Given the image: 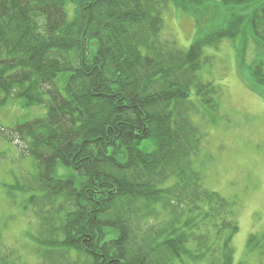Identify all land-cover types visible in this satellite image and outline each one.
<instances>
[{"label": "trees", "instance_id": "1", "mask_svg": "<svg viewBox=\"0 0 264 264\" xmlns=\"http://www.w3.org/2000/svg\"><path fill=\"white\" fill-rule=\"evenodd\" d=\"M209 1L0 0V105L47 106L0 126V142L32 162L14 171L8 201L34 220L33 264H233V202L195 168L224 89L199 71L204 47L240 35L248 14L188 50L164 33L171 3ZM249 22L264 41V3ZM250 74L264 97V59ZM248 246L264 264V233ZM0 264L30 263L0 237Z\"/></svg>", "mask_w": 264, "mask_h": 264}, {"label": "rangeland", "instance_id": "2", "mask_svg": "<svg viewBox=\"0 0 264 264\" xmlns=\"http://www.w3.org/2000/svg\"><path fill=\"white\" fill-rule=\"evenodd\" d=\"M263 3L253 0L245 8V4L225 5L221 0H210L194 5L190 11L171 3L163 11L164 33L184 50L197 37L225 26L233 12L248 14L240 35L204 47V58L209 59L199 71L203 80L224 89L218 112L205 117L195 168L202 173L206 188L233 202L239 225L232 241L233 264H260L258 252L250 251L248 240L253 234L264 233V97L250 74L252 64L264 59V41L253 36L249 22L250 13ZM46 110L47 106H27L22 99L10 100L0 105V126L13 128L26 119L42 117ZM12 145L0 142V237L2 243L20 251L33 264L26 229L34 226V220L8 201L13 173H25L32 162L22 157L21 143Z\"/></svg>", "mask_w": 264, "mask_h": 264}]
</instances>
